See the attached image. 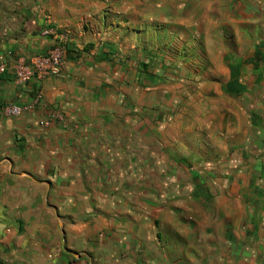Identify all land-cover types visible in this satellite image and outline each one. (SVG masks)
<instances>
[{"label": "crops", "instance_id": "0c3cea01", "mask_svg": "<svg viewBox=\"0 0 264 264\" xmlns=\"http://www.w3.org/2000/svg\"><path fill=\"white\" fill-rule=\"evenodd\" d=\"M119 1L56 0L44 9L65 38L42 32L39 20L17 44L0 42L1 264H173L170 255L156 258L160 236L150 222L140 227L148 213L123 215L136 222L123 229L112 224L109 205L121 200L112 190L127 187L125 166L153 155L157 142L170 145L157 123L154 76L141 75L136 61L140 46L168 31L137 16L135 23L136 1L123 0L122 10ZM60 45L58 75L22 80L37 57ZM9 105L22 113L6 114ZM152 169L143 165L142 173ZM223 240L222 252H233Z\"/></svg>", "mask_w": 264, "mask_h": 264}, {"label": "rangeland", "instance_id": "374dc122", "mask_svg": "<svg viewBox=\"0 0 264 264\" xmlns=\"http://www.w3.org/2000/svg\"><path fill=\"white\" fill-rule=\"evenodd\" d=\"M135 1L133 21L168 31L135 60L154 76L157 123L170 145L157 142L153 155L125 166L112 224L123 229L136 223L123 215L148 213L139 224L159 234L160 263L170 255L173 264H264V0ZM49 4L56 0H0V42L17 44L39 20L45 34L63 32L48 21ZM223 239L233 252H222Z\"/></svg>", "mask_w": 264, "mask_h": 264}, {"label": "built area", "instance_id": "2783aa9c", "mask_svg": "<svg viewBox=\"0 0 264 264\" xmlns=\"http://www.w3.org/2000/svg\"><path fill=\"white\" fill-rule=\"evenodd\" d=\"M51 30L58 32L59 36L65 38L64 32L53 29ZM64 52V47L60 45L50 49L47 54L37 57L33 61L32 66L26 70L22 80H26L32 75L40 77H44L46 75H58L64 65ZM5 112L10 116H18L22 113V108L19 106L9 105L5 107Z\"/></svg>", "mask_w": 264, "mask_h": 264}, {"label": "trees", "instance_id": "16d2710c", "mask_svg": "<svg viewBox=\"0 0 264 264\" xmlns=\"http://www.w3.org/2000/svg\"><path fill=\"white\" fill-rule=\"evenodd\" d=\"M230 85V84H229ZM19 232H21V229L19 230Z\"/></svg>", "mask_w": 264, "mask_h": 264}]
</instances>
